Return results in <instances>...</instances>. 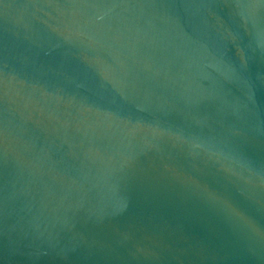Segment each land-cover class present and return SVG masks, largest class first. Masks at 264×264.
Segmentation results:
<instances>
[{
    "label": "water",
    "instance_id": "water-1",
    "mask_svg": "<svg viewBox=\"0 0 264 264\" xmlns=\"http://www.w3.org/2000/svg\"><path fill=\"white\" fill-rule=\"evenodd\" d=\"M0 264H264V0H0Z\"/></svg>",
    "mask_w": 264,
    "mask_h": 264
}]
</instances>
